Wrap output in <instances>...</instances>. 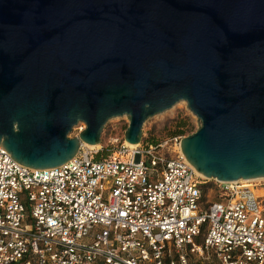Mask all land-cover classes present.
I'll return each instance as SVG.
<instances>
[{
    "label": "water",
    "instance_id": "obj_1",
    "mask_svg": "<svg viewBox=\"0 0 264 264\" xmlns=\"http://www.w3.org/2000/svg\"><path fill=\"white\" fill-rule=\"evenodd\" d=\"M181 101L199 174L264 179V0H0V144L23 166L64 165L117 117L138 145Z\"/></svg>",
    "mask_w": 264,
    "mask_h": 264
},
{
    "label": "built area",
    "instance_id": "obj_2",
    "mask_svg": "<svg viewBox=\"0 0 264 264\" xmlns=\"http://www.w3.org/2000/svg\"><path fill=\"white\" fill-rule=\"evenodd\" d=\"M181 141L45 170L0 144V264H264V180H207Z\"/></svg>",
    "mask_w": 264,
    "mask_h": 264
},
{
    "label": "rangeland",
    "instance_id": "obj_3",
    "mask_svg": "<svg viewBox=\"0 0 264 264\" xmlns=\"http://www.w3.org/2000/svg\"><path fill=\"white\" fill-rule=\"evenodd\" d=\"M178 118H189L194 126L193 133H195L200 127L198 118L194 116V114L189 110L187 103L181 101L173 106V108L163 112L162 114L150 118L145 123L143 128V140L149 143H152L151 141H154L156 142L155 144H158L171 138H181L182 140L183 138L192 135L193 133L181 137L171 136V133L173 132V122ZM129 124L130 122L127 116L111 119L106 124L102 133L101 144L99 145V148L95 149L100 150V153L97 156L99 159L107 158L114 152H116L119 148H121V146L126 142L125 133L129 128ZM83 127L85 129V125L80 124L77 128H75L70 134V138L78 137ZM212 183H209L211 185L209 191L207 190L206 193V201L211 202L213 200L215 201L223 198V195L218 190L214 189V191L211 192Z\"/></svg>",
    "mask_w": 264,
    "mask_h": 264
},
{
    "label": "trees",
    "instance_id": "obj_4",
    "mask_svg": "<svg viewBox=\"0 0 264 264\" xmlns=\"http://www.w3.org/2000/svg\"><path fill=\"white\" fill-rule=\"evenodd\" d=\"M194 126L191 123V120L189 118H178L173 122V132L171 133L172 137H181L185 135H189L193 133ZM173 139V138H171ZM152 143H156L154 141H151ZM99 159V158H98ZM207 193V190L205 191V194ZM212 202H223L222 199L220 200H213Z\"/></svg>",
    "mask_w": 264,
    "mask_h": 264
},
{
    "label": "bare ground",
    "instance_id": "obj_5",
    "mask_svg": "<svg viewBox=\"0 0 264 264\" xmlns=\"http://www.w3.org/2000/svg\"><path fill=\"white\" fill-rule=\"evenodd\" d=\"M84 129V127L82 128V130ZM130 147H132V148H134V147H136V146H139V145H132V144H129V143H127ZM90 149H93V150H95V149H97V148H99V145H94V146H91V145H87ZM199 174V173H198ZM200 176H202L201 174H199ZM203 177V176H202ZM256 181H262V180H264V179H255Z\"/></svg>",
    "mask_w": 264,
    "mask_h": 264
}]
</instances>
